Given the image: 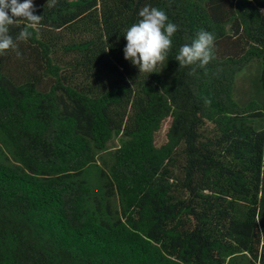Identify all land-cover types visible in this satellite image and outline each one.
<instances>
[{
    "label": "trees",
    "instance_id": "trees-1",
    "mask_svg": "<svg viewBox=\"0 0 264 264\" xmlns=\"http://www.w3.org/2000/svg\"><path fill=\"white\" fill-rule=\"evenodd\" d=\"M33 3L0 55V264H264V0ZM146 5L178 26L149 75L123 54ZM200 30L214 59L180 68Z\"/></svg>",
    "mask_w": 264,
    "mask_h": 264
},
{
    "label": "clouds",
    "instance_id": "clouds-1",
    "mask_svg": "<svg viewBox=\"0 0 264 264\" xmlns=\"http://www.w3.org/2000/svg\"><path fill=\"white\" fill-rule=\"evenodd\" d=\"M57 2L47 0V5L52 8ZM35 11L33 0H0V55L12 50L17 58L21 57L17 42L28 40L33 35L29 29L39 25L42 20V16L36 15ZM138 15V22L132 24L124 34L127 43L123 54L125 60L138 67L139 73L149 75L157 72L158 66H165L178 26L169 21L163 10L156 7L146 5ZM11 26L20 28L15 40L10 34ZM214 46L215 35L200 30L190 44L180 46L175 60L179 62L180 68L198 65L203 69L214 59ZM195 71L193 67L192 74ZM210 103V100H205V104Z\"/></svg>",
    "mask_w": 264,
    "mask_h": 264
},
{
    "label": "rangeland",
    "instance_id": "rangeland-1",
    "mask_svg": "<svg viewBox=\"0 0 264 264\" xmlns=\"http://www.w3.org/2000/svg\"><path fill=\"white\" fill-rule=\"evenodd\" d=\"M31 55V52L29 50H26V52L24 53V62L22 64H18L17 70L15 71V75L18 77V79L21 80H25L27 77L31 76V74H37V72H33L35 70V66L32 62V60H29L30 58H28V56ZM255 75V71H248L247 69H245L243 72H241L240 74H238L237 77V81L236 84L234 86V90H235V94L240 93L242 91H244V80L249 83L250 80H252L253 76ZM42 81V86L44 87H48L49 86V79H44V77H41ZM249 88V87H247ZM233 90V92H234ZM248 90V89H247ZM234 98L236 99V97L234 96ZM171 124V119L168 118L166 119L163 123H162V127L161 129L156 133L155 135V144L156 146H161L163 145L166 141V133L168 130V127ZM118 145V137H114L113 140L109 143L110 148H114Z\"/></svg>",
    "mask_w": 264,
    "mask_h": 264
},
{
    "label": "built area",
    "instance_id": "built-area-1",
    "mask_svg": "<svg viewBox=\"0 0 264 264\" xmlns=\"http://www.w3.org/2000/svg\"><path fill=\"white\" fill-rule=\"evenodd\" d=\"M260 12H261L262 14H264V8H263V9H261V10H260Z\"/></svg>",
    "mask_w": 264,
    "mask_h": 264
}]
</instances>
